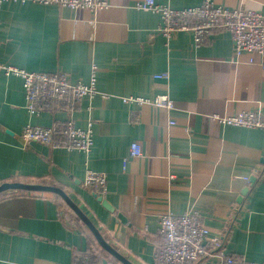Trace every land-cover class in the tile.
Listing matches in <instances>:
<instances>
[{
  "label": "crops",
  "instance_id": "crops-1",
  "mask_svg": "<svg viewBox=\"0 0 264 264\" xmlns=\"http://www.w3.org/2000/svg\"><path fill=\"white\" fill-rule=\"evenodd\" d=\"M106 1L97 12L32 2L2 6L0 64L85 84L95 71L100 95L82 100L72 114L52 109L36 116L26 109L22 80L0 71V185L62 188L134 264H159L161 216L187 212L210 232L211 254L195 264H216L212 240L239 262L264 264V129L213 119L258 109L264 114V57L236 56L224 30L210 32L199 48L188 32L167 46L160 15L136 7L145 0ZM155 1L181 10L205 0ZM212 1L264 14V0ZM157 96H168L175 109L124 102ZM70 116L78 127L94 124L87 155L21 140L27 125L49 127ZM133 144L142 157L130 156ZM88 170L107 174L104 200L111 210L83 187ZM87 254L100 264H121L100 250L58 196L0 195V264H74Z\"/></svg>",
  "mask_w": 264,
  "mask_h": 264
},
{
  "label": "built area",
  "instance_id": "built-area-1",
  "mask_svg": "<svg viewBox=\"0 0 264 264\" xmlns=\"http://www.w3.org/2000/svg\"><path fill=\"white\" fill-rule=\"evenodd\" d=\"M7 2L22 4L32 2L45 6L55 5L76 11L88 10L91 12L104 10L109 5L106 0H0V14L2 6ZM136 7L160 15L159 31L167 39V46L174 35L188 32L193 34L195 47L199 48L205 43L210 32L224 30L231 35L236 56L250 53L264 57V14L255 10L228 9L217 5L212 0H205L199 6L181 10L159 5L155 0H145L138 3ZM0 71L7 77L15 76L22 80L26 109L30 114L36 116L52 109H64L72 114L82 100L100 95L95 71L87 84L73 83L66 74L28 72L5 64H0ZM104 97L107 96L104 95ZM124 102L148 104L167 111L175 109L174 101L168 96H157L153 99L129 97L124 98ZM263 117L264 114L258 109L229 117L214 115L213 119L228 126L264 129ZM131 121L137 123L139 117L132 114ZM170 124L174 125L175 123L171 122ZM93 126V122H88L86 128L78 127L76 120L70 116L49 127L27 125L22 131L21 140L24 145L37 143L52 149L77 151L87 155L91 152L94 144ZM142 155L141 146L133 144L130 156L140 158ZM245 181L249 183L250 178L246 177ZM83 187L105 198L108 193L107 174L88 170ZM158 234L164 241L157 253L159 264H195L211 254L207 249L210 238L209 229L199 217L191 212L180 215L165 213L160 218ZM212 242L217 247L215 254L212 255L217 259L216 264H259L239 262L221 249L220 240H212ZM74 264H100V260L95 254H87L77 258Z\"/></svg>",
  "mask_w": 264,
  "mask_h": 264
},
{
  "label": "water",
  "instance_id": "water-1",
  "mask_svg": "<svg viewBox=\"0 0 264 264\" xmlns=\"http://www.w3.org/2000/svg\"><path fill=\"white\" fill-rule=\"evenodd\" d=\"M255 181L256 177L251 178V183L253 185ZM248 191L249 188H246V191L243 193V196H245ZM14 192L50 193L58 196L74 212V214L80 219L84 226L87 227V229L95 238L100 250H103L104 252L108 253L111 257L116 259L121 264H134L128 258L123 256L118 251V249L104 237L102 232L97 228V226L92 222V220L87 216V214L67 195V193L62 188L48 184L24 183L19 181L5 182L0 185V195ZM94 195L100 202L103 203L104 206H106V208L111 210L103 197L97 194ZM243 196L241 198V201L244 198Z\"/></svg>",
  "mask_w": 264,
  "mask_h": 264
}]
</instances>
